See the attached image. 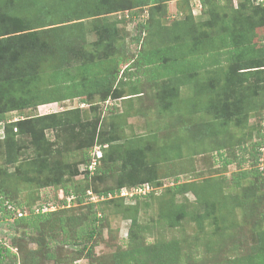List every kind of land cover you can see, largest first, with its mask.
Here are the masks:
<instances>
[{
	"label": "rangeland",
	"instance_id": "374dc122",
	"mask_svg": "<svg viewBox=\"0 0 264 264\" xmlns=\"http://www.w3.org/2000/svg\"><path fill=\"white\" fill-rule=\"evenodd\" d=\"M125 1L127 5L124 9L94 15L79 20L81 22L73 20L76 24L75 29L68 30V34L73 39L76 53L70 55L72 57L64 67L69 73L75 74L77 65L90 63L94 64L91 69L103 76L114 68L113 58L124 57L117 77L139 82L137 84L141 91L139 95L130 98L106 97L102 100L104 87H100V91L96 90L93 93L87 105H80L76 97L60 101L59 104L47 108L41 107L42 105L31 106L7 114L10 117H26L80 106L81 113L75 118L67 115L66 118L69 116L72 119L65 120L66 125L61 129L48 128L44 131L45 139L53 144V153L47 155L46 159L49 162L53 159H61L73 165L91 145L100 144L106 149L109 144L106 139L112 136L113 143L118 144L121 151L115 149L107 151L101 167L109 171L107 174H102L99 180L93 181L92 185L99 188L113 187L125 180L128 173H132L137 179L145 178L148 174V177L153 179L151 181L160 182L157 193L149 198L140 199L136 205L132 200L122 204L117 201L104 204V218L99 223L101 231L88 243H96L89 258L83 256L85 251L81 256L78 255L77 250H81L83 244L63 245L64 235L59 229H56L55 233L46 229L38 235L33 230L25 232L23 228L15 229L10 225L12 219L0 220V242L11 246L16 253V257L7 258L3 264H15V262L32 264L31 255L33 253L41 255L45 249L35 239L52 244L53 247L49 250L53 249L63 263L114 264L113 255L135 243L147 244L176 239L181 252L180 264H223L226 258L240 256L251 250L257 243V232L264 229V219L260 218V213L264 211V173L259 177L250 176L233 180L238 178L241 170L245 171L255 166L248 150L254 142L261 143L258 148L260 158L257 165L264 172V93L261 94L263 91L257 86L254 89L248 86L237 88L238 81L236 86L226 92L229 93L226 95L215 89L220 77L219 71L214 75L210 68H206L195 70L196 74L199 73L198 80L205 87L200 94L203 102L197 103L193 101V98L197 97L194 96L193 86L189 84L191 80L180 82V78H177L169 83L164 76L153 81L151 74L158 77L165 73V69L155 63L143 64L141 60L142 56L152 49L174 40H169L172 36L168 37V31L172 34L171 23L182 17L179 14L175 15V12L181 10L184 13L190 9L196 18H205L210 11L216 13L217 20L208 30L213 31L214 35L225 33L220 21L223 15L232 18L233 33L241 30L244 24L239 22L238 17L244 19L247 22L246 29L249 31L251 41L255 47L262 49L260 61L264 64V0H211L206 4L205 14L201 13L200 0H167L160 4L151 18L149 17L151 23L148 22L147 27H141L139 23L148 20V8L133 7L129 5L130 0ZM260 3L263 11L260 8L255 9ZM238 4H242L239 9L236 8ZM133 9L137 11L138 16L132 13ZM109 39L112 42H108ZM183 40L185 45L188 44L186 36ZM185 49L182 46L175 57L188 59V52ZM225 59V55H222L220 66L222 69L230 63ZM45 67L36 84L41 90L49 89L51 85ZM249 75L244 85L263 82L258 80L254 73ZM80 79L79 77L78 80ZM171 85L177 88V93L173 96V103L168 105L167 97L162 92H164L163 88ZM124 90V94L129 93L127 86ZM210 96L212 101L216 100L221 105L227 100L232 109L238 98L243 101L250 99V105L245 106L246 113L240 118L241 121L237 122V116L232 115L226 123H223L212 108L207 109L205 106V99ZM90 104L93 105V109H88ZM95 105H99L100 108L97 109ZM111 123L112 128L109 127ZM94 126L96 129L94 138L88 141V146L79 148V141L84 134L94 131ZM206 127L212 128L214 132L207 130ZM143 136L148 139L154 137L153 142L148 140L143 144L139 143V145H148L150 142L152 149L142 147L146 149L144 161L138 169L131 167L129 171V168L123 164L124 157H131V152L139 148L138 144H130L131 141L134 143ZM15 139L17 144L26 147L17 152L16 161L12 164L5 162V150L0 142V181L5 179L9 187L16 186L13 196L18 200L28 199V204L23 210L26 211L25 213L44 199L50 202L60 200L62 197V193L59 192L60 186H40L43 175L46 172L47 175L49 174V162L46 166L47 160L45 161L43 156L37 157L34 149L27 146L28 137L16 135ZM165 145L170 146L167 159L161 158L158 154V148ZM175 153H178L177 156L174 155ZM235 158L237 160H233ZM35 159L39 162L32 164ZM227 159L233 160L232 163L226 164ZM82 165L83 163H79L78 169ZM65 182L67 184L74 182L80 188L86 186V182L79 180L78 174L69 177ZM191 183L201 187L199 191L203 200L196 199L190 187ZM174 184L175 186H171ZM203 194L206 195V200ZM70 204L69 207L59 208L58 211H63L54 214L52 223L48 224L58 225L60 214H64L68 219L67 222L72 224L73 217L79 221L89 213L87 204L78 202L77 198L71 200ZM171 205L182 206L187 213L177 226L167 225L160 217L161 209ZM205 209L209 210L208 216L198 227L192 217L204 213ZM132 217L136 219L133 226ZM11 243L18 249L12 247ZM64 258L65 260H62ZM52 263L53 261L46 260L42 256L38 262V264Z\"/></svg>",
	"mask_w": 264,
	"mask_h": 264
},
{
	"label": "trees",
	"instance_id": "16d2710c",
	"mask_svg": "<svg viewBox=\"0 0 264 264\" xmlns=\"http://www.w3.org/2000/svg\"><path fill=\"white\" fill-rule=\"evenodd\" d=\"M164 1L167 0H130L129 5L148 8V20L139 23L141 27H147L149 25L148 22L151 23L149 17L153 16L154 11ZM210 2L211 0H200L202 6L201 13L205 14L206 4ZM126 5L127 1L125 0H0V120L4 119L8 115V112L21 111L31 106L37 107L42 104L60 102L76 97L80 98V102H84L87 105L90 103L93 93L96 90L100 91V87H104L102 89L104 92L101 94L102 100H105L106 97L130 98L133 95H139L141 93L137 87L139 82L136 83L137 81L134 82L130 79H119L117 77L120 64L125 59L124 57L117 56L113 58L114 68L104 73L103 76L98 75L92 70L91 67H94V64L90 63L77 65L75 67V74L69 73V70L64 67V65L67 66L69 59L75 51L73 39L68 34V30L75 29L76 24L73 20L81 22L79 20L93 17L94 15L124 9ZM241 7L242 4H238L236 8L239 9ZM258 8L263 11L261 3L255 9L257 10ZM132 13L136 16L139 15L135 9L132 10ZM177 14L182 15V17L171 23L170 29L173 31L172 34L168 31V37L172 36L169 40H174L164 46L152 49L148 54L142 56L141 60L143 64L150 65L155 63L165 69V73L158 75V77H154L151 74V80L154 81L156 78L162 79L164 76H166V80L169 83L177 78H180V82L191 80L192 82L189 81V84L193 86L194 96L197 97L193 98V101L201 103L203 101L200 94L203 93L205 87L198 80L199 73L196 74L195 70L199 71L210 68V71L214 75L217 71L220 73L219 80L215 85L216 88L213 87L226 95L229 94L226 92L231 90L233 86H236L238 81L237 88L248 86L254 89L257 86V88L263 91L261 94L264 93V64H261L260 61L262 49L255 47V44L251 41L249 31L246 29L247 22L244 19H239L238 17L239 22H243L244 24L241 30L234 31L233 33L231 30L232 18L223 15L220 21L225 33L214 35L212 34L213 31L209 32L208 30L214 26L217 20L215 12L210 11L209 15L207 13L208 16L206 15L205 18H196L190 9L184 13L181 10H177L175 15ZM183 36L188 38V44L186 45ZM167 40L168 38L166 37ZM108 42H112L111 39ZM182 46L188 52V59H177L175 57ZM222 55H225L226 61H230L225 69L220 67ZM44 67L49 73L51 85L48 87L49 89L41 90L36 84L40 80V74ZM252 73L257 76L258 80L263 82L244 85L249 79V74ZM261 73L263 76L260 77ZM171 76L174 77L171 78ZM79 77L81 78L80 80H78ZM125 86L129 90L127 94H124ZM163 91L162 94L166 95L167 104L170 105V103H173V96L177 93V88L171 85L163 88ZM188 99L190 100V98ZM205 103L206 108H212L213 112L218 115V118L223 120V123H226L232 115L237 116L236 121L239 122L241 121L240 118L246 113L245 106L247 105L248 107L250 105V99L243 101L238 98V101H235L233 104L234 109L231 108V104L229 105L227 100L223 105L216 100L212 101V96L208 99L206 98ZM79 108L80 106L64 111L28 115L6 123L3 136L0 138V142H2L1 144L5 150V162L7 164L14 163L17 152L26 147V145L20 146V143L17 144V139H15L16 135H24L25 138H29L27 146L34 149L37 157L43 156L44 160H47V166L49 160L46 159V156L52 155L53 144L45 139L44 131L48 128L61 129L63 125H66L65 120L75 118L78 116L77 114L81 113ZM89 108L93 109V105H88ZM96 108L99 109V105ZM67 115L72 118H69V116L66 118ZM109 127L112 128V123ZM206 128L213 131L212 128ZM95 130L94 126V131L84 134L78 143L79 148L88 146V141L94 138ZM153 138L150 137L148 139V137L143 136L134 143L131 141L130 144L139 145V143L143 144L148 140L153 142ZM106 142H109L106 149H103L102 145L99 144L101 154L97 158L95 169L92 172L88 169H84L83 171L78 169V164L83 163L84 165L90 162V152L94 147L93 145L73 165L65 163L61 159L50 161L48 163L49 174L47 175L46 172L43 175L44 178L40 186H60L59 192L62 193V197L57 202H50L44 199L38 205L31 207L28 213L23 211L25 205L28 204V199L18 200L17 197L13 196L15 195L16 186L9 187L6 184V180L2 179L0 181V220L12 219L10 225L15 229L23 228L25 232L33 230L38 235L46 229H50L49 231L53 233H55L56 229H59L64 235L62 240L63 245L83 244L82 249L77 250L78 255L81 256L83 251H85L83 256L89 258L96 243H88L101 231L99 223L104 218L103 205L114 201L122 204L124 203V199L118 197L91 202L87 200V190H91L98 195H106L107 193H115L122 187L130 188L142 183H148L153 189L144 196H135L134 205H136L140 199H146L156 194V190L160 186V182L151 181L153 179L148 177V174L145 178L137 179L132 173H128L125 180L113 187L99 188L96 185H92L93 181L99 180L102 174H107L109 171L105 167H101L107 151L111 149L121 151L120 146L113 143L112 136H109ZM149 143L148 145H139L138 149L131 152V157H124L123 164L129 168V171L131 167L138 169L141 166L142 161H144L145 148L152 149V145ZM260 144V142H254L248 148L251 153L250 155L254 159L253 163L255 166L245 171L241 170L238 178L233 179L234 181L239 178L259 177L263 175L264 172L257 165L260 158L258 151V148L261 146ZM144 146L145 148H142ZM169 148V145L168 147L166 145L159 147V156L167 159L169 157ZM128 150L130 149L128 148ZM177 154L175 153L174 155L177 156ZM233 160H237V158ZM233 160L227 159L225 163H232ZM36 162H39V160L35 159L31 163L35 164ZM77 174L79 180L84 183L86 182L85 187L80 188L74 182L70 184L65 182L69 180V177ZM171 186H175V184ZM180 186L183 187L182 185ZM190 187L196 199L203 200L199 191L201 187L192 183ZM203 196L205 197L204 200H206V195L203 194ZM67 197H72L69 203L67 202ZM76 198L78 202L86 203L89 209V213L81 217L80 222L76 217H73L71 219L72 224L71 222L68 223L66 216L60 214L58 216V225L53 224L52 226L48 224L52 223L54 214L63 211H58L59 208L69 207L71 200L73 201ZM58 204L62 206L59 207L60 205ZM51 205H58V207L42 211L41 208L43 206L49 207ZM208 213L209 210L205 209L204 213L196 214L192 217L197 222L198 227L201 225V221L207 218ZM186 214L182 206L171 205L160 211L161 219L169 226H177L180 223V219L185 217ZM260 218L264 219V211L260 213ZM135 222V217H132L131 225H135ZM130 233L132 234L131 229ZM35 241L40 246H44L45 249L41 255L34 253L31 255L32 264H38L40 256L46 260L53 261L52 264H72L63 263L61 257H58L53 249L49 250V248L53 247L52 244L41 242L39 239H35ZM11 245L17 248L15 244L11 243ZM15 254L11 246L3 245L0 242V264H3L7 258L16 257ZM180 254L179 242L176 239L147 244L135 243L129 248L115 253L113 255V263L180 264ZM62 260H65V258ZM223 264H264V229H260L257 232V243L251 250L240 256L234 255L228 257Z\"/></svg>",
	"mask_w": 264,
	"mask_h": 264
},
{
	"label": "built area",
	"instance_id": "2783aa9c",
	"mask_svg": "<svg viewBox=\"0 0 264 264\" xmlns=\"http://www.w3.org/2000/svg\"><path fill=\"white\" fill-rule=\"evenodd\" d=\"M18 118L20 117L19 116L10 117V115L9 116L7 115L4 119L0 120V138L3 136L5 124L11 121H15ZM100 154H101L100 145H95L90 152L91 155L90 162L82 165L80 170L83 171L84 169H88L92 172L95 169L97 158H99ZM152 189H153L152 186L149 185L148 183H142L140 185H136L130 188L122 187L119 190H117L115 193H107L106 195L104 194L98 195L93 193L91 190H87V200L91 202H98L99 200L120 197L124 199V202L129 200L135 201L134 200L135 196H144ZM71 198L72 197H67L68 202L70 201ZM41 209L43 211V210H52L54 208L53 205H51L49 207L43 206Z\"/></svg>",
	"mask_w": 264,
	"mask_h": 264
},
{
	"label": "crops",
	"instance_id": "0c3cea01",
	"mask_svg": "<svg viewBox=\"0 0 264 264\" xmlns=\"http://www.w3.org/2000/svg\"><path fill=\"white\" fill-rule=\"evenodd\" d=\"M77 101H79V104H80V105L85 104L84 102H80V98H78ZM55 104H59V102L47 103V104H45V105L42 104V106H41V105H40V106H41V107H44V108H47L48 106L51 107V106H54ZM48 112H49V111H48Z\"/></svg>",
	"mask_w": 264,
	"mask_h": 264
}]
</instances>
